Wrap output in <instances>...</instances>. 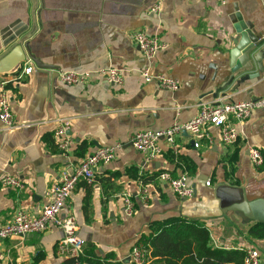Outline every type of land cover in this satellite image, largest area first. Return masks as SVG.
Listing matches in <instances>:
<instances>
[{
  "label": "crops",
  "instance_id": "0c3cea01",
  "mask_svg": "<svg viewBox=\"0 0 264 264\" xmlns=\"http://www.w3.org/2000/svg\"><path fill=\"white\" fill-rule=\"evenodd\" d=\"M34 2L0 0V82L9 81L17 124L8 130L0 121V226L19 209L39 215L50 201L52 184L99 147L124 146L113 161L97 166L94 183L76 186L61 212L79 226L84 239L80 257L60 252L64 234L51 224L42 233L0 239V264H134L131 253L142 238L180 219L205 223L215 247L259 248L264 263V239L248 233L253 222L223 212L233 202L264 198V108L244 121L229 118L239 132L232 144H225L213 126L207 127L210 138L183 133L174 144L162 140V153L153 159L129 143L140 131L163 130L193 118L204 104L264 95V0ZM157 3L161 11L150 13ZM237 12L260 37L246 61H232L231 56V17ZM25 29L27 47L13 41ZM138 30L166 44L153 72L176 79L178 90L164 88L156 79L144 80L146 60L134 39ZM33 56L58 72L116 67L124 70V82L114 85L97 75L91 82L67 85L56 70L38 68ZM28 62L34 70L22 75ZM60 118L72 121L67 153L58 148L54 135ZM250 147L262 153L261 165L252 162ZM161 172L174 178L187 174L193 197L178 196L158 179ZM6 175L21 179L24 187L4 185ZM123 194L135 202L132 216L124 212Z\"/></svg>",
  "mask_w": 264,
  "mask_h": 264
},
{
  "label": "built area",
  "instance_id": "2783aa9c",
  "mask_svg": "<svg viewBox=\"0 0 264 264\" xmlns=\"http://www.w3.org/2000/svg\"><path fill=\"white\" fill-rule=\"evenodd\" d=\"M220 4H226L229 0H217ZM161 11L160 3L153 5L149 12L158 14ZM134 39L139 46L145 60L146 66L142 70V76L149 82L156 79L159 84L170 90H178L179 82L171 77H166L161 73L155 74L156 57L158 53L166 47L158 36L149 35L142 30L134 33ZM34 64L29 62L22 69V75H29L34 70ZM60 80L67 85L85 84L91 82L95 76H105L108 81L114 85H122L124 82V70L109 67L97 71H78L62 70L58 72ZM9 81L0 82V121L5 128L11 130L17 127L14 121V115L10 104L7 85ZM257 108H264V95L248 101L222 102L215 101L202 105L198 115L186 121H176L168 128L163 130H145L132 136L129 143L136 150L143 152L149 159L158 157L162 153L161 141L165 140L169 144H174L175 138L183 133H189L193 138H210L207 127L213 126L221 131V138L225 144L234 143L239 132L235 126H231L228 121L234 117L239 121L247 120L252 112ZM71 118H60L57 122V128L54 132L58 148L67 153L71 147V139L68 134L71 128ZM124 144L117 143L99 147L87 158L81 160L71 172H64L60 180L52 184L47 191L50 198L49 203L44 207L39 215H30L23 209L15 212L12 220L0 226V239L7 237L23 238L29 234L42 233L46 231L51 224H55L63 231L64 237L59 242V250L68 257L78 258L83 253L84 239L79 234V226L73 216H61L67 201L72 196L76 186L80 182L92 184L95 182L96 168L102 163L113 161L119 150ZM249 155L252 162L256 165L263 163V155L256 147L249 148ZM161 182L169 184L173 192L182 198L193 197L195 189L189 181L187 174L179 177H172L168 172H161L158 175ZM2 182L8 187L23 188L21 179L11 175H6ZM210 185V181L207 182ZM142 198L148 197L146 188L141 190ZM124 212L132 216L136 210L135 202L129 194H123ZM245 252V264H264L261 251L257 247L240 248ZM131 258L134 264H150L149 245L144 242H138L132 250ZM79 264H94L91 261H81Z\"/></svg>",
  "mask_w": 264,
  "mask_h": 264
},
{
  "label": "trees",
  "instance_id": "16d2710c",
  "mask_svg": "<svg viewBox=\"0 0 264 264\" xmlns=\"http://www.w3.org/2000/svg\"><path fill=\"white\" fill-rule=\"evenodd\" d=\"M249 235L264 239V222H253ZM151 264H245L240 248L215 247L205 223L180 219L170 222L157 234L144 237Z\"/></svg>",
  "mask_w": 264,
  "mask_h": 264
},
{
  "label": "water",
  "instance_id": "95a60500",
  "mask_svg": "<svg viewBox=\"0 0 264 264\" xmlns=\"http://www.w3.org/2000/svg\"><path fill=\"white\" fill-rule=\"evenodd\" d=\"M34 1L36 6L38 0ZM231 19L233 21V32L230 36V40L232 41L234 47V50L231 51L232 61H234L237 57H241L243 61H246L259 45L260 37L253 33V24L250 21H247L241 12L235 13ZM26 30L27 29L20 32V34L13 40L16 41L17 45H22L23 47L24 45L26 46L25 41L29 37L23 36ZM33 60L38 68L57 71V68L54 66L44 63L41 64L34 56ZM238 65L239 63L234 71L238 69ZM223 212H235L238 217L246 223L264 222V198H257L253 200L243 199L238 202H233L229 206L225 207Z\"/></svg>",
  "mask_w": 264,
  "mask_h": 264
}]
</instances>
